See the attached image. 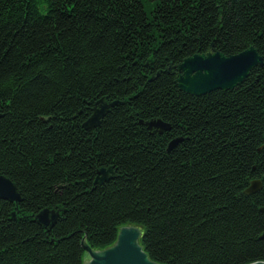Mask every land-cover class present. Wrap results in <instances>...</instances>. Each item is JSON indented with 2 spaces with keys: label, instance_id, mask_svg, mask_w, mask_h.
Returning <instances> with one entry per match:
<instances>
[{
  "label": "trees",
  "instance_id": "16d2710c",
  "mask_svg": "<svg viewBox=\"0 0 264 264\" xmlns=\"http://www.w3.org/2000/svg\"><path fill=\"white\" fill-rule=\"evenodd\" d=\"M251 45L239 87H178L186 57ZM0 173L22 197H0V264H84L127 225L160 264L264 261V0H0Z\"/></svg>",
  "mask_w": 264,
  "mask_h": 264
},
{
  "label": "water",
  "instance_id": "95a60500",
  "mask_svg": "<svg viewBox=\"0 0 264 264\" xmlns=\"http://www.w3.org/2000/svg\"><path fill=\"white\" fill-rule=\"evenodd\" d=\"M263 63V58L257 48L251 45L244 51L226 55L221 51L213 50V46L206 52L196 53L186 57L176 66V82L178 87L185 93L192 95H204L212 91L233 90L239 87L250 75L251 71ZM102 102V101H101ZM114 106L101 103L94 107L92 115L85 122L86 128L98 127L101 120ZM145 125L149 130H157L160 133L171 129V125L158 120L147 121ZM180 138L170 142V148L175 147ZM113 177V170L102 169L97 180L108 181ZM262 187L260 181H253L248 188L249 193H256ZM0 197L12 202H21V193L17 185L8 177L0 173ZM58 214L52 210H42L36 218L46 226L52 225ZM142 230L137 226H123L120 228L115 243L103 250H94L86 245V251L90 258L84 264H160L153 261L143 246L140 244ZM250 264H264V261H257Z\"/></svg>",
  "mask_w": 264,
  "mask_h": 264
},
{
  "label": "rangeland",
  "instance_id": "374dc122",
  "mask_svg": "<svg viewBox=\"0 0 264 264\" xmlns=\"http://www.w3.org/2000/svg\"><path fill=\"white\" fill-rule=\"evenodd\" d=\"M90 258V256L87 254V260Z\"/></svg>",
  "mask_w": 264,
  "mask_h": 264
}]
</instances>
